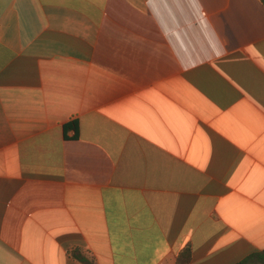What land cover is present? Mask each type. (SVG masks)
<instances>
[{"label":"crops","instance_id":"0c3cea01","mask_svg":"<svg viewBox=\"0 0 264 264\" xmlns=\"http://www.w3.org/2000/svg\"><path fill=\"white\" fill-rule=\"evenodd\" d=\"M238 264L264 251L261 0H0V264Z\"/></svg>","mask_w":264,"mask_h":264},{"label":"trees","instance_id":"16d2710c","mask_svg":"<svg viewBox=\"0 0 264 264\" xmlns=\"http://www.w3.org/2000/svg\"><path fill=\"white\" fill-rule=\"evenodd\" d=\"M264 4V0H261ZM73 256L85 264H90V262L80 255L78 252H73ZM191 259V247L186 246L182 251L179 252L174 264H189ZM238 264H264V251L257 252L248 256L246 259L240 261Z\"/></svg>","mask_w":264,"mask_h":264}]
</instances>
